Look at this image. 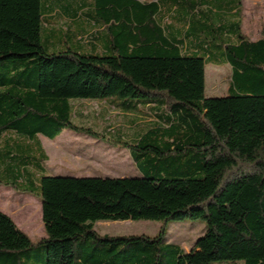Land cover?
<instances>
[{
	"label": "trees",
	"instance_id": "1",
	"mask_svg": "<svg viewBox=\"0 0 264 264\" xmlns=\"http://www.w3.org/2000/svg\"><path fill=\"white\" fill-rule=\"evenodd\" d=\"M51 1L0 0V183L40 199L46 233L35 244L0 211V264H264V27L244 35L242 0H95L110 41L87 54L52 44ZM208 64L231 67L225 96L207 94ZM74 100L155 103L160 116L127 139L77 123ZM64 130L126 149L140 175H48L40 136ZM185 219L206 223L188 252L164 242ZM101 221L161 226L99 236Z\"/></svg>",
	"mask_w": 264,
	"mask_h": 264
},
{
	"label": "rangeland",
	"instance_id": "2",
	"mask_svg": "<svg viewBox=\"0 0 264 264\" xmlns=\"http://www.w3.org/2000/svg\"><path fill=\"white\" fill-rule=\"evenodd\" d=\"M242 3V30L244 35L251 41L261 38V31L264 27V0H242ZM6 64H9V62L3 63V65ZM231 71L229 65L216 66L208 64L206 68V86L207 94L209 96L221 97L226 95ZM79 102L84 108H86V112H89L92 109L93 111L98 110L101 106L100 103L95 100H81ZM113 111L114 109L112 108L110 110L111 113H109L108 116L109 118L105 121H98V119H96L97 121H92V123L98 127L97 129L103 131V133L108 129V125L115 129L123 127V131L129 130L131 133H134L136 130H140V126H146L157 120L156 115L148 114V116L142 115V119L139 118L138 121L132 123L128 122L126 119H116L115 117L113 119L111 117L114 115ZM116 116H118V114ZM141 120L144 123L139 124ZM42 140L44 147L49 154V161L47 164L54 168L52 172L57 170L63 173L67 172L66 174L70 173L69 175H75V177L101 178H124L137 177L140 175V171L134 165L128 151L119 146L107 144L89 136L74 133L70 130H64L63 135L55 141L46 138H42ZM32 187L35 188L36 186L34 185ZM18 195L21 197H30L41 204L40 199L31 194L21 193ZM1 205L4 204L1 203ZM160 226L161 223L157 221H101L96 223L95 230L99 236H154L158 232ZM32 229L35 230V227ZM205 233L206 223L202 219L178 220L171 222L166 227L164 242L178 245L188 252L193 247L194 243L204 236ZM38 239L39 235L35 238L33 237L31 240L36 244L39 241ZM77 245H79V243H77ZM30 252L33 257L31 256L28 258L27 256H24L22 257V261H33L36 255L40 252H44V249L42 246H36L30 250ZM40 264L44 263L40 261ZM213 264L241 263L229 261L216 262Z\"/></svg>",
	"mask_w": 264,
	"mask_h": 264
},
{
	"label": "crops",
	"instance_id": "3",
	"mask_svg": "<svg viewBox=\"0 0 264 264\" xmlns=\"http://www.w3.org/2000/svg\"><path fill=\"white\" fill-rule=\"evenodd\" d=\"M142 3H157L159 0H139ZM51 7H54V11L46 12L44 26L46 28V33L49 37H54L57 34V39L52 41L53 45L59 44L65 40L72 38L77 49L87 54H105L108 46L109 37L106 31L101 27V25L96 21V7L97 4L95 0H54L51 1ZM77 37V39H76ZM76 39V40H75ZM261 39V38H259ZM259 39L252 40L258 41ZM60 48V47H59ZM81 100H74L73 105L76 111V117L74 120L77 123H86L89 125H94L92 121H105L109 118L110 110L114 109V115L111 117L114 119H126L128 122L138 121L139 118L142 119V115L148 116V114L156 115L157 119L160 116L159 106L155 103H142L136 110L132 111L126 108L119 107L122 104L120 101L115 100H95L100 103L98 110H90L86 112V108L80 104ZM88 101V100H86ZM118 114V116H116ZM111 115V114H110ZM100 118V119H99ZM103 118V119H102ZM94 119V120H93ZM157 122H151L155 123ZM141 123H144L141 122ZM137 124V122H136ZM135 124V125H136ZM133 125V126H135ZM110 128L116 131H123V127L114 128L108 125ZM130 128V127H128ZM64 132V131H63ZM63 132L56 138L59 139ZM125 133V134H124ZM124 135L127 139H134L137 135L136 133H131L129 130L124 131ZM40 136L41 144L45 152L46 151L42 138ZM48 139V138H46ZM54 139L53 141H55ZM45 164V169L48 175L56 176H75L66 174L67 172L55 171L54 168ZM135 165V164H134ZM137 168V167H136ZM139 176V175H138ZM14 191V192H13ZM11 187L0 183V211L8 215L14 223L18 226L20 230L26 233L29 238L37 237L39 235V241L46 237L45 227L42 219V204L30 197H21L18 194L20 192ZM18 193V194H17ZM7 204V205H5ZM2 206V207H1ZM15 207V208H14ZM21 214V217H20ZM96 225V224H95ZM35 227V230L32 228ZM97 232V231H96ZM99 235V234H98ZM102 236V235H101ZM109 236V235H103ZM32 241V240H31ZM38 241V242H39Z\"/></svg>",
	"mask_w": 264,
	"mask_h": 264
}]
</instances>
